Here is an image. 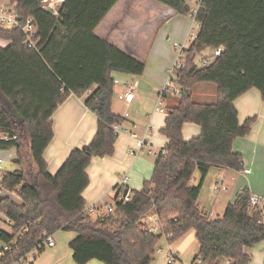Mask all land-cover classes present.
<instances>
[{"label": "trees", "instance_id": "16d2710c", "mask_svg": "<svg viewBox=\"0 0 264 264\" xmlns=\"http://www.w3.org/2000/svg\"><path fill=\"white\" fill-rule=\"evenodd\" d=\"M45 1L7 0L22 26L32 19L34 45L22 29L0 27V40L8 42L0 46V132L17 136L0 141V150L16 148L18 165L0 179V215L11 227V233L0 229V264L28 262L45 235L60 231L76 234L70 242L76 264H152L163 238L174 244L190 231L198 242L192 264L199 259L250 264L249 252L264 242L262 211L251 210L250 192L242 191L214 218L200 211L198 200L212 168L244 169L233 144L251 134L257 119L241 125L235 101L253 89L264 101V0H200L196 14L186 0H155L193 16L200 31L184 52L185 67L176 73L180 96L161 130L167 145L157 155L151 181L133 191L129 203H117L113 213L97 220L87 213L83 197L90 184L87 169L94 158L115 154V126L126 120L113 111L114 75L142 76L145 65L95 35L119 0H64L56 14ZM208 49L212 56L203 57ZM218 49L221 55L215 58ZM199 57L211 62L200 67ZM199 84L217 86L214 103L194 100ZM71 95L96 115L98 130L51 175L44 155L55 136L52 118ZM185 124L199 126L201 135L185 141ZM197 171L202 180L196 186L191 181ZM149 214L160 219V235L146 230L142 219ZM6 246L10 252L5 253Z\"/></svg>", "mask_w": 264, "mask_h": 264}, {"label": "crops", "instance_id": "0c3cea01", "mask_svg": "<svg viewBox=\"0 0 264 264\" xmlns=\"http://www.w3.org/2000/svg\"><path fill=\"white\" fill-rule=\"evenodd\" d=\"M3 1L5 3L4 5L9 7L7 0ZM180 20L188 23L189 16L180 15L155 0H119L95 29V35L141 62L140 57L135 53L136 50L129 44L131 35L134 36L136 31L142 28L141 25H143V28L145 27L146 29V33L142 35L144 38L148 37V40L152 41L153 37L163 32L169 34L167 39L170 41V36L174 35L176 37L177 35L175 34L179 30L177 24L174 27L170 26L172 23ZM188 37H190V31L186 38H182L185 39L183 43L187 41ZM7 45L8 42L0 40V46L4 47ZM124 91L121 89L117 90L116 86L114 87L115 95ZM205 93L206 91L201 93L197 92L196 95L201 98L202 96H206ZM178 98V96L174 95L168 96L165 99L166 106H164L169 107L170 105L171 108L174 107L177 104L176 101ZM136 100L137 94L135 92V98L132 103L119 102L131 108ZM235 107L238 110L241 125L250 118H256L257 121L253 125L249 136L238 138L233 144L234 152L242 156L244 169L242 171H236L228 168L214 167L204 180L202 192L198 200V208L204 215L212 218L222 216L227 206L236 202L239 194L244 190H248L250 194L264 198V101L262 100L260 92L253 89L238 98L235 101ZM164 115L166 113L159 112H154L152 116L149 115V125L140 130V134L136 131L138 128L135 122L132 121L131 116L126 118L125 122L121 125V129L136 134L138 138H143L146 129L152 126L151 134L146 136V146L143 150L148 148L149 153L151 155L155 154L157 158L159 153L156 154L157 151H154L152 147L158 145L161 148L160 151H162L167 145L166 138L161 134V130L165 127L166 116ZM121 116H124V114ZM156 117L158 119L154 123ZM52 119L55 136L46 149L44 158L48 166V172L51 175H56L74 149H82L92 142L98 130V118L87 109L83 99L71 95L64 104L59 106ZM200 135L201 128L199 126L193 124L184 125L183 138L185 141H191ZM135 147L136 140L130 135L125 134L118 138L113 156L94 158L92 160L91 165L87 169L90 184L83 193L86 201V209L95 205L103 207L113 202L116 197L115 188L120 177L123 175L129 176L130 186L136 188V191H140L143 188V184L150 177L151 173H146L145 170H142L141 163L137 167L140 158L139 156L133 157L131 155V151ZM3 151H14V162L17 161L16 148L0 150V152ZM247 169L251 171L250 174L244 173V170ZM191 184L195 185L192 181ZM218 185H223L226 189L215 193V187ZM111 194L113 199L110 202L105 201L106 197ZM10 196L14 202L21 204V201L16 195ZM202 196L206 198V201L211 198L213 202L211 208L201 206ZM261 211L264 221V208ZM103 212L99 211L97 213L98 216H94H97L99 219L104 215ZM7 224L10 227L9 221ZM53 236L56 241V246L46 249L31 264H76L73 259V252L70 249V242L76 238V234L60 231ZM249 253L252 257L250 264H264V242L257 245ZM88 264L103 263L94 260Z\"/></svg>", "mask_w": 264, "mask_h": 264}, {"label": "rangeland", "instance_id": "374dc122", "mask_svg": "<svg viewBox=\"0 0 264 264\" xmlns=\"http://www.w3.org/2000/svg\"><path fill=\"white\" fill-rule=\"evenodd\" d=\"M48 1V6H45L46 9L57 13V8L63 3V0H46ZM45 1V2H46ZM200 0H186V3L195 10L198 8V2ZM4 1H0V5H4ZM142 21V20H141ZM175 24L179 26L178 32L175 34L177 35L174 37V35L170 36V41H168L167 36L169 34H165L162 32V34L158 33L155 37H153L152 41L148 40V37L144 38L142 35L146 33L145 27L139 28V30L136 31V34L133 36L131 35L129 39V44L133 46L134 50H136L135 53L138 54V56L141 59V62L145 65V72L142 76H132L130 74H126L123 72H117L114 75V79L119 82L118 85H116L117 90H125L124 87L126 85L128 86H134L135 92L137 94V100L135 104L128 108L117 98L116 94L113 99V110L114 113L118 115H125V113H129L132 121L135 122L137 126V132L139 133L140 130L144 129L147 125H149L150 122V116L155 112V108L158 104V93L162 91L165 85V81L168 80L170 76V72L175 67V64L178 59V53L174 48V44H181L186 38L187 34L190 31L191 37H188L186 41V45L189 47L192 42L194 41V38H192V35H198L200 31L199 24L193 19V16H189V21L186 23L184 20H180L177 22H174L171 24L170 27H174ZM211 50H206L203 53V57H210L212 56ZM202 57H199L197 59V62L200 63L202 61ZM172 75V74H171ZM173 78H176L175 72L172 75ZM206 91V96H202L201 98L197 97V92H203ZM217 97V86L215 84H199L193 94V98L197 102H203V103H214L216 101ZM177 103V101H176ZM166 106V105H165ZM164 106V107H165ZM171 108V106L169 105ZM169 107L166 108V115L169 112ZM127 110V111H126ZM150 115V116H149ZM157 117L154 119V123L157 122ZM127 133H121L120 136H124ZM140 134V133H139ZM151 134V133H150ZM119 136V137H120ZM154 151H157L156 154L160 153L161 148H159L158 145H154L152 147ZM132 149V148H131ZM130 149V150H131ZM129 150V152H130ZM149 149H145L141 152H139L138 156L140 158V162L138 163L137 167H139L141 163L142 170H145L146 173L150 172V177L146 180L151 181L153 174H154V161L156 160V155H151L148 151ZM14 151L10 152H0V159L3 160L2 169L0 171L1 177L4 175V172H15L18 170V165L14 162L15 155ZM132 155V154H131ZM133 157L135 155H132ZM136 167V169H137ZM202 180V175L200 171H197L193 177L192 182L195 183V185H199ZM145 181V182H146ZM144 185V184H143ZM131 187V186H130ZM132 190L136 191L137 189L134 187H131ZM209 195V194H208ZM209 198V197H208ZM113 199L112 194L107 196L105 201L110 202ZM202 207L211 208L213 205V202L211 198L206 201V198L202 196ZM111 203V202H110ZM204 210V209H203ZM105 213V210L102 209ZM151 215V214H149ZM148 215V216H149ZM98 216V215H97ZM92 216L94 220H97L98 217ZM146 216L142 220H146L148 217ZM97 218V219H96ZM8 220L5 216H0V229H2L5 232L11 233V229L7 224ZM63 235V234H61ZM4 247V243L0 240V250ZM161 249V253L159 251L155 254V261L152 264H168L166 261V258L168 256V252L171 251L173 255L178 257L177 263L181 264H192L194 256L198 253V242L195 238V233L193 231L188 232L183 238L175 242L174 244H169L168 241L163 238L161 241V245L159 247ZM33 261H28L26 264H31ZM221 264H226V262H223Z\"/></svg>", "mask_w": 264, "mask_h": 264}, {"label": "built area", "instance_id": "2783aa9c", "mask_svg": "<svg viewBox=\"0 0 264 264\" xmlns=\"http://www.w3.org/2000/svg\"><path fill=\"white\" fill-rule=\"evenodd\" d=\"M64 1V0H63ZM198 4V3H197ZM198 8L195 9V14L197 12ZM194 19V17H193ZM0 27L4 28V29H14V28H20L22 29V31L25 33V35L27 36V40H28V44L30 45H34L32 38L35 36L36 34V27L33 24V21L31 18H29L27 20V23L22 26L21 22L19 20V17L17 16L15 10L11 7H7L6 5H0ZM191 37V34H190ZM192 38H196V35H192ZM174 48L178 53V59L177 62L175 64V67L172 69V71L170 72V76L168 78L167 81H165V85L164 88L162 89V91H160L158 93V104L155 108V112H159V113H166L165 110V99L170 96V95H174V96H180V89L178 87V81H177V77L173 78L172 75L175 72V74L182 68L185 67V50L188 48V46L186 45V42L181 44H174ZM221 49H218L215 51V55L214 57H218L221 55ZM211 61L207 60V59H202V61L199 63L200 67H205L208 66L209 63ZM172 74V75H171ZM115 84H119V82L117 80H115ZM125 91L122 93H119L117 95L118 99L120 101H123L127 104H130L134 101L135 98V87L134 86H128L126 85L125 87ZM90 94V91H89ZM130 115L129 113H125V115L123 116L124 118H128ZM153 127L149 126L146 131H145V135L143 138H138V136L134 133L129 132L128 130H123L121 129L120 125L115 126V134L117 136H120L121 133H127L128 135H130L133 139L136 140V147L134 148L133 151H131L132 155L138 156L139 152L142 151L145 146H146V136L148 134L151 133ZM17 140V136L16 135H10L8 133H1L0 132V141L1 142H11V141H15ZM163 150V149H162ZM2 165H3V160L0 159V171L2 169ZM245 174H250L251 171L250 170H244ZM226 187L223 185H218L215 187V193H218L220 190H225ZM115 192H116V197L114 199L113 202L102 206H91L89 208L86 209L87 213L93 215H97V213L99 211L105 210L106 213L111 214L115 211V207L117 203H121V204H126L129 203L132 199H133V190L130 187V178L128 175H123L120 177V180L117 183V186L115 188ZM1 193V191H0ZM249 205L251 210H258V209H262L264 208V198L259 197L257 195L251 194L250 195V199H249ZM145 223V227L146 230L153 235H160L162 233V224L160 219L155 215V214H151L149 215L146 220L144 221ZM166 239V238H165ZM167 240V239H166ZM56 246V241L54 239L53 235H45L42 239L41 242L37 245V247L31 251L27 257L29 259V261H34L36 255H38L41 251L49 249V248H53ZM5 253L6 252H10L11 248L9 246H6L4 248ZM159 253H161V249L158 248ZM3 254H0V259L2 258ZM177 256L173 255L172 252H168V256L166 258V261L168 264H181V263H177ZM196 264H203L202 260H198L196 262ZM226 264H229V262H226Z\"/></svg>", "mask_w": 264, "mask_h": 264}, {"label": "water", "instance_id": "95a60500", "mask_svg": "<svg viewBox=\"0 0 264 264\" xmlns=\"http://www.w3.org/2000/svg\"><path fill=\"white\" fill-rule=\"evenodd\" d=\"M48 4H49L48 1H46V2L44 3L45 6H48Z\"/></svg>", "mask_w": 264, "mask_h": 264}]
</instances>
